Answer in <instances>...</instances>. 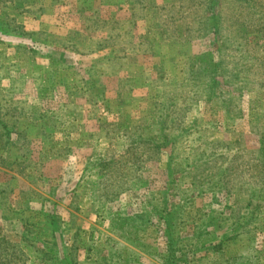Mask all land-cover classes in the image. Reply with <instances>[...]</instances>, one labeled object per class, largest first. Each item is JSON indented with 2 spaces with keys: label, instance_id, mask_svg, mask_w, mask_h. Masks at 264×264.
Listing matches in <instances>:
<instances>
[{
  "label": "rangeland",
  "instance_id": "obj_1",
  "mask_svg": "<svg viewBox=\"0 0 264 264\" xmlns=\"http://www.w3.org/2000/svg\"><path fill=\"white\" fill-rule=\"evenodd\" d=\"M0 121V264H264V0H0Z\"/></svg>",
  "mask_w": 264,
  "mask_h": 264
},
{
  "label": "trees",
  "instance_id": "obj_2",
  "mask_svg": "<svg viewBox=\"0 0 264 264\" xmlns=\"http://www.w3.org/2000/svg\"><path fill=\"white\" fill-rule=\"evenodd\" d=\"M209 5H212V1H210ZM208 10H206V18H205V22L207 25V29L206 31H208V27H211V19H208V14H210V9L207 8ZM198 31V29L196 30ZM204 70L198 71L197 72V76H204L205 74L203 73ZM0 153L2 154H6L8 153L9 150H7L8 146H11V139H10V134L12 131H6V127L3 125L2 121H0ZM56 227V226H55ZM175 241V240H174Z\"/></svg>",
  "mask_w": 264,
  "mask_h": 264
}]
</instances>
